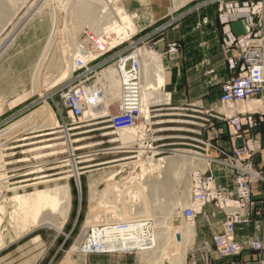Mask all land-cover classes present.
<instances>
[{
	"label": "rangeland",
	"instance_id": "1",
	"mask_svg": "<svg viewBox=\"0 0 264 264\" xmlns=\"http://www.w3.org/2000/svg\"><path fill=\"white\" fill-rule=\"evenodd\" d=\"M4 1L8 10L12 13V16L7 22L2 24L0 29V131L10 126V124H14L15 121H18L20 118L36 112L45 102L54 112L58 124L51 129L43 128L41 132L30 135H27V133L23 132V129H21L15 133L16 135L14 134L0 141L2 154L0 159V170L2 171L0 172L4 174L2 178L0 176L2 179L0 182L7 190L6 193L0 192V202L1 200L6 201L14 192L22 193L33 189V187H26L24 189L23 186L41 181L55 180L68 175L72 177L68 179L71 201L68 205L67 216L65 218L62 216L63 218L61 217L59 219L60 215L56 217L57 221L55 220V222L59 224L58 226L61 225V229L59 228L60 230L57 226L53 227L54 225L52 226V224L41 226L39 223V226L38 224L31 226L28 229L29 231H24L25 233L23 231L17 232L15 227L10 225V218H8L10 217L9 213L12 207L9 206V203L4 202L6 205V214L4 213L5 215H1L2 223L0 229L3 232L5 240L2 248H0V264H59L70 251L76 238L79 237L84 229L83 225L86 222L88 207L90 205L89 197L92 193L90 187L93 188L97 186L98 188L102 182L108 180L106 178L108 175H114L115 182L119 181V183H124L129 180L128 178L133 177L138 179L145 176V178L148 177V180L155 179L162 172H166V166L169 161L175 160L176 158L177 160L179 158V162L176 164L174 174L167 183V186H164V183L160 180L155 182L159 190L162 188H167V190L170 191L172 190V194L168 197L176 200H180L185 193H188V189H190L187 204L178 206L176 209L174 208L177 210L178 214H174L177 213L174 210L172 214H167L164 221V225H166L164 227L168 228L167 232L169 237L166 246L170 250V254H172L170 258L173 259V256L182 249V245L180 244V242H182V227L186 225L185 223H188L192 225L195 230L196 221L204 220L203 216H206V208H210L209 210H217L218 213L222 215V221L220 223L221 229L214 234L212 240V250L214 253L221 259H230L239 256L240 254L232 257H222L217 250L214 237L223 232V226L228 216L234 213V211L227 209V206L233 207L231 201L236 199L235 179L239 177L237 167L247 168L251 172L260 174V177L256 179L249 173L244 174L242 177L243 182L250 191L251 202V205L244 210V214L242 213L243 218L247 221L245 224H248L251 220L255 208L251 193V185L256 181L263 184L264 200V170L260 172L253 169L251 158L245 155L249 150L246 145H239V147L235 148L231 145L230 150H228L227 146L221 145L217 141L219 138H224L220 137L222 134H225L224 127H220L224 124H226L228 128L231 138L237 140V138L241 137V133L236 136L232 128H230L231 120L236 116L240 119L241 123H243L244 117L248 116L247 114H250L255 122L262 120V115L253 114L250 112L252 110L246 108V106L253 103H250V99L231 105H222L219 102L220 105L213 108L217 109L219 112H208L200 104H194V106H187V104H184L182 107L178 106L176 99H171L170 94L165 90L163 84L158 90L164 95L168 94L169 102H167V104H151L148 109L147 122L143 120L142 114L140 113V103L139 117L136 125L132 128L135 129L140 138L138 137L139 139H137L136 137V142L132 145L133 148L128 149L131 150V153L124 152L115 154L111 153L113 151L112 149L122 147V143L125 141L117 133V130L111 128L109 123L110 119L118 113L117 105L119 99L108 105L107 114L99 115L95 119H86L85 113L90 107L84 111L82 117L74 119L71 117L69 109L63 104L65 94L76 88H82V85H84V88H82L84 91L86 89L92 90L93 87L95 88L94 90L98 89L100 92L99 97H103L104 99L108 87L105 78V70L107 67H112L116 70V65L120 60L123 58L132 60L133 56L131 54L135 53L140 48L153 51L159 56V66L152 64L151 73L153 74V66L159 67L165 81L166 71L163 65L164 60L167 59L172 61L174 55L171 53V48L173 45L177 46V44L175 42L167 43L166 49L163 52H157L154 46L157 40L156 38L160 37L161 33L163 34L170 30L172 27V18H174L178 12L188 10L198 0L195 2H189L190 0H177L183 1V4L179 5L177 8L175 7L177 3L175 2L176 0H163L161 3L158 0H140V3H132L130 5L131 8L127 7L129 0H117L116 4L122 6L124 11L131 17L132 25L128 29L129 37L112 48H109L106 43L109 41V36L104 35L102 37L101 35L98 37L90 32L89 27L83 26L78 35V43L80 45L83 44L87 52H90L91 57L88 59L89 61L87 60L86 63L81 60L85 68L79 69L78 61H80V58L76 57V66L74 65L70 74L63 81L58 82L52 87L49 85L55 82L54 77L59 74L60 70L64 69V65L62 62V50L58 40L59 32H57L58 28L54 22L51 8L45 0ZM153 2H156L160 7L159 10H157L158 12L160 10L163 11V13L155 17H164L156 24H154V21L158 20L156 18L146 20L144 17L143 19L140 17L142 13H146L145 11L150 10L151 7L156 5ZM213 2H216L218 6L220 5L219 0H213ZM167 5H169L168 8H166ZM113 6L114 3H109L112 12ZM200 8L199 6L196 10H200ZM99 16H102V14ZM200 23H203V20H201ZM148 25L149 27L143 30L144 27ZM92 36L97 40H101L100 43L104 46L103 51L98 49L97 44H93L92 41L87 39V37L91 38ZM127 56H129V58ZM43 89H45V91ZM42 90L44 92L40 95ZM140 92L141 87L139 90V97ZM96 105L93 107H99L100 109V104ZM237 107H239L240 111H236V114H234ZM83 117H85V120ZM34 124L36 125L37 123L35 122ZM219 127L221 131H218ZM27 128L28 127L24 128V130ZM253 128L254 127L248 128L244 126L241 131L242 133H246L247 130ZM40 134L46 136L32 138L38 137ZM26 138H28V140L24 141ZM138 143H141L144 148L151 147L156 154L152 159L149 154H142L143 157L141 156V159L144 161L143 168H141V166L134 167L131 164L121 168V164H129L137 161L135 157L138 156V151H144L143 148H138ZM178 150H185L189 152V154H193V156H200L204 158L205 161L198 164L199 162L196 160L194 162L180 158L175 155ZM145 151L147 152L149 150L145 149ZM214 151L219 155L218 157H211ZM238 154L242 155L236 156ZM114 160L119 162L102 165L105 162ZM166 161L167 164L165 165L164 163ZM70 162H73L74 169H72ZM89 166L94 167L82 169ZM213 166L227 170L229 173L230 188H222L219 179L214 176L212 172ZM39 168L43 169V173L30 174V176H28V173H34V170ZM73 170H76L75 172L80 174L78 178L79 184L73 176ZM206 170L212 172L215 189L217 193L221 195V198L211 200L209 203L205 204L194 220L192 222H187L183 219L182 214L189 206V201L191 202L192 189L197 183V178L194 176V173H205L204 171ZM48 175L50 176L48 178L33 180ZM62 183H64V181L57 182V184ZM54 185V183L48 184L49 187H53ZM140 185L141 188L138 189L136 193L141 195L140 198L142 202L147 204V209L149 211L153 206L148 204L149 201L147 197L150 191L142 184V181H140ZM37 187L43 188L45 186L37 185ZM156 193L158 197L163 196V194H161L163 193L162 190ZM138 201L137 199L136 202ZM226 202L228 205L225 204ZM220 204L223 206L224 212L217 209L216 206ZM210 216L215 215L212 212ZM219 219H221V217ZM146 223H148V230L152 227L153 222L149 220ZM30 229L32 231H30ZM149 231H151V228ZM263 232L264 210L261 220V234L256 238L244 241L236 239L237 244H239L241 248L240 253L243 251H250L257 254L259 257L263 255L264 250L261 249L257 251L250 245V241L258 238L260 239ZM193 241H195L194 238ZM193 241L187 248L185 262L192 246L194 247ZM84 255L85 254L82 253H74L72 254V260L77 264H91L92 260L90 258H96L105 263L107 259L115 256L116 258L121 257L122 259L124 257H130L134 261V264H146L141 252H137L136 249L124 252L113 251Z\"/></svg>",
	"mask_w": 264,
	"mask_h": 264
},
{
	"label": "bare ground",
	"instance_id": "2",
	"mask_svg": "<svg viewBox=\"0 0 264 264\" xmlns=\"http://www.w3.org/2000/svg\"><path fill=\"white\" fill-rule=\"evenodd\" d=\"M45 1H47V4L51 8V12H53L52 14L54 22L58 28L57 32H59V34H57L62 50V62L64 65V69L60 70L59 74L54 77L55 82L49 85L50 87L54 86L60 81H63L70 74L72 68L75 65V59H77L76 57H79L83 62H86L91 57L90 52H87V50L83 47V44L80 45L78 43V35L80 34L83 26L89 27L90 32H92L94 35H97L98 37L101 35L102 37L104 35L109 36V41H105L109 48H112L129 37L128 29L132 25L131 17L126 11H124L122 6L116 4L117 0ZM158 1L160 3L163 2V0ZM175 2H177L175 4L176 8L183 4V1L181 2L176 0ZM109 3H114L112 8L113 12L109 7ZM100 14H102V16H99ZM11 16L12 13L8 10L5 1L0 0V29L2 24L7 22ZM131 55L133 56V61L135 62L134 71L139 79L138 85L141 87L139 97L141 103L140 113L142 114L143 120L147 122L148 109L150 108L149 106L151 104H167V102H169L168 94L164 95L158 90L164 84L162 71L159 67H157L159 66V56L153 51H147L144 48L138 49ZM127 57L129 58V56ZM152 64L157 65L155 67L153 66V74L151 73ZM105 72V78L107 80L108 87L104 99L103 97H99L98 105L100 104V109L99 107H93L94 109L90 107L87 109L88 111L85 113L86 119H95L99 115L107 114L108 105L117 101L122 94L123 79L126 78V76L124 75V78H122L120 71L118 69L115 70L112 67H107ZM132 76H135V74H132ZM46 88L49 89L48 87ZM94 89V87L92 90L86 89V95L91 91H95ZM43 90L45 91V89ZM43 90L40 95L43 94ZM84 118L85 117H83V119ZM35 122L37 123L36 125L34 124ZM57 124L58 123L56 121L54 112L45 102L44 105L41 106L36 112L30 113L23 118H20L18 121H15L14 124H10V126L0 131V141L14 135L18 130L21 129H23V132L27 133V135H30L41 132L43 128L51 129L56 127ZM26 127L28 128L24 130ZM117 133L125 141L122 143V147L112 149V152L110 151L113 154L124 152L129 153L131 150L128 149L133 148L132 145L134 142H136V137L137 139L140 138V136L137 135L135 129L132 128L118 131ZM43 136L46 135L40 134L38 137L32 138H39ZM25 140H28V138L24 139V141ZM138 144V148H143L144 151H138L139 154L137 157H135L137 158V161L129 164H121V168L130 164L134 167L141 166V168H143L142 166L144 161L141 159L142 154H149L151 159L156 154L155 151L153 152L151 147L144 148L142 147L141 143ZM145 149H148L149 151L146 152ZM1 155L0 147V159ZM175 155L194 162L196 160L199 162L198 164L205 161L204 158L196 155L193 156V154H189V152L185 150H178L176 151ZM117 162L119 161L114 160L111 162H105L102 165ZM178 162L179 158L178 160L177 158L175 160H170L166 166L167 171L162 172L155 179L148 180L147 176V178L143 176V178L141 177L138 179L133 177L128 178L129 180L124 183H119V181L115 182L113 177L114 175H108L106 177L108 180L105 179L107 181L102 182L98 188L97 186L93 188L90 187L92 193L89 197L90 205L88 207L89 209L86 222L83 225L84 229L79 237L76 238L70 251L68 250L69 252L64 256L63 260L59 264H77L72 260V254L74 253H82L86 255L92 253H108L113 251L124 252L135 249L137 252H141L143 254L146 264H182L187 247L191 241V238L194 236L193 226L185 223L186 225L182 227V242H180L182 249L176 253L175 256H173V259H171L170 257H172V254H170V250L166 246L169 237L167 232L168 228L164 227L166 226L164 225V221L167 214H172V211L174 212L176 207L187 204L190 195V189H188V193H185L180 200H176L174 198L168 197L172 194V190H167V188L160 189L163 192L161 193L163 196L158 197L156 192H160V190L155 185V182L160 180L164 183V186H167V183L174 174V168ZM70 164L72 169H74L73 162H70ZM164 164L166 165L167 161ZM92 167L94 166L84 167L82 169H88ZM42 170L43 169L41 168L36 169L34 170V173H28V176H30V174L33 175L37 173H43ZM73 171V176L76 179V182L79 184L78 178L80 174L75 172L76 170ZM3 175L4 174L0 172L1 178ZM48 177L50 176H42L33 180L45 179ZM70 177L72 176L68 175L55 180L41 181L28 186H23L24 189L26 187H33V189H31V191H24L22 193L14 192L6 199V201L1 200L0 225L2 223L1 215L3 216L6 208L4 202H7L10 204L9 206L12 207V209L9 208L11 209L9 213L10 217H8L10 218V225L14 226L17 232L27 231L31 226L37 224L38 226L40 224L41 226L52 224V226L54 225L53 227L57 226L59 229L61 225L58 226L59 224L55 222V220L57 221L56 217L61 215L59 217L60 219L62 216H64V218L67 216L68 205L71 201L70 188L68 186V179ZM1 178L0 180H2ZM59 181H64V183L57 184ZM140 181H142V184H144L148 191H150L147 199L149 201L148 204L153 206L149 209V211L147 209V204L142 202L140 198L141 195L136 193L138 189L141 188ZM50 183H54L55 185L53 187H49L48 184ZM37 185H44L45 187L38 188ZM6 191V187L4 188L1 183L0 192L6 193ZM137 199L139 200L138 202H136ZM175 211L177 212V210ZM174 214H178V212ZM149 220L153 222L152 227H150L151 231H149L150 228L147 230L148 223L146 222ZM30 231L32 230L30 229ZM4 240L5 238L3 236V232L0 229V248H2Z\"/></svg>",
	"mask_w": 264,
	"mask_h": 264
},
{
	"label": "crops",
	"instance_id": "3",
	"mask_svg": "<svg viewBox=\"0 0 264 264\" xmlns=\"http://www.w3.org/2000/svg\"><path fill=\"white\" fill-rule=\"evenodd\" d=\"M191 1L196 0L189 2ZM128 2L127 7L131 8L132 3H140V0H129ZM153 3L156 5L145 11L146 13H142L140 17L146 20L156 18L158 19L154 21L156 24L164 17H155L163 11L158 12L160 7L156 2ZM199 6L200 10H196ZM168 7L169 5L166 8ZM201 20H205V23H200ZM249 20L246 0H229L219 6L213 0H198L191 8L178 12L172 18V27L156 38L154 46L157 52H163L166 44L170 42H175L178 46V52L172 61L165 58L163 64L166 71L165 90L168 91L172 100L176 99L178 106L200 104L208 112H219L213 108L220 105L221 84L235 78L243 69L240 50L243 41L248 38L246 26ZM147 27L149 25L143 30ZM250 103L252 105L246 108L252 110L250 112L253 114L262 115V120L256 121L253 129L247 130L246 133L241 132V137L237 140L230 137L229 130L224 124L220 126L224 127L225 134L220 136L224 138H219L217 142L227 146L228 150L231 145L234 148L246 145L249 148L247 152L251 154L253 169L261 172L264 170V92L250 99ZM236 111H240L239 107L235 109L234 114ZM220 127L218 131H221ZM253 149L255 152L251 153L250 150ZM218 156L215 151L211 155L214 158ZM212 170L222 188H230L227 170L214 166ZM251 193L255 208L249 223L236 227L235 235L239 241L253 239L261 234L264 210L263 184L259 181L254 182L251 185ZM209 209H205L204 220L196 221L195 236L190 241L191 243L194 238V247L192 246L188 253L186 262L184 257L182 264H264V254L259 257L250 251H243L239 256L230 259L219 258L212 250V240L214 234L221 229L222 215L217 210ZM212 212L215 216H210ZM90 259L91 264H134L130 257L122 259L112 256L105 263L96 258Z\"/></svg>",
	"mask_w": 264,
	"mask_h": 264
},
{
	"label": "built area",
	"instance_id": "4",
	"mask_svg": "<svg viewBox=\"0 0 264 264\" xmlns=\"http://www.w3.org/2000/svg\"><path fill=\"white\" fill-rule=\"evenodd\" d=\"M228 1L219 0L220 4ZM246 1L248 3L250 20L246 26L248 38L243 41L240 50L243 69L235 78L224 82L220 86L219 102L222 105L244 102L264 92V0ZM203 23H205V20H203ZM87 39L92 41L93 44H97L98 49L103 51L104 46L100 41L98 42L93 36L91 38L87 37ZM177 52V46L173 45L171 53L175 56ZM78 66L79 69L85 68L81 60L78 61ZM116 67L120 71L122 78H124V75L126 78L123 79V91L117 105L118 113L110 119L109 123L114 130L122 131L133 128L136 125L140 109V87L138 85V76L134 71L135 62L133 59L123 58L117 63ZM132 74H135V76H132ZM82 88H84V85H82ZM82 88H76L73 91L67 92L63 99V104L69 109V113L74 119L82 117L87 108L95 106L99 101L100 92L98 89L86 95V92ZM247 115L244 117L243 123H241L237 116L231 120L230 128H232L236 136L242 132V127H254V118L250 114ZM250 152L253 153L255 151L253 149ZM247 156L251 158V154L248 152ZM237 170L239 171V177L235 179L236 199L231 201L233 207L227 206V209L234 211V213L228 216L223 226V232L214 237L217 250L222 257H232L240 254L241 248L235 238V228L238 225L247 223L246 219L243 218V212L251 205L250 191L243 182L242 177L247 173L251 174L254 179L260 177L259 173L251 172L247 168L237 167ZM204 172L194 173L197 183L192 189L191 202L182 214L183 219L187 222H192L205 204L211 200L221 198V195L215 189L212 172L207 170ZM225 204L228 205L227 202ZM216 207L218 210H224L221 204ZM250 245L257 251L264 250V232L260 239L251 240Z\"/></svg>",
	"mask_w": 264,
	"mask_h": 264
}]
</instances>
